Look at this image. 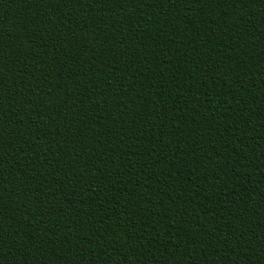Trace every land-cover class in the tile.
Segmentation results:
<instances>
[{
  "label": "trees",
  "instance_id": "trees-1",
  "mask_svg": "<svg viewBox=\"0 0 264 264\" xmlns=\"http://www.w3.org/2000/svg\"><path fill=\"white\" fill-rule=\"evenodd\" d=\"M0 264H264V0H0Z\"/></svg>",
  "mask_w": 264,
  "mask_h": 264
},
{
  "label": "snow or ice",
  "instance_id": "snow-or-ice-1",
  "mask_svg": "<svg viewBox=\"0 0 264 264\" xmlns=\"http://www.w3.org/2000/svg\"><path fill=\"white\" fill-rule=\"evenodd\" d=\"M0 243H2V242H0Z\"/></svg>",
  "mask_w": 264,
  "mask_h": 264
}]
</instances>
